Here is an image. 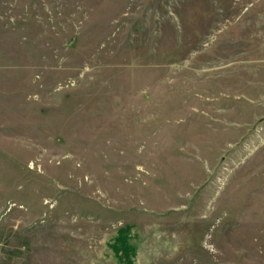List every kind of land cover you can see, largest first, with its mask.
Masks as SVG:
<instances>
[{
    "label": "rangeland",
    "instance_id": "374dc122",
    "mask_svg": "<svg viewBox=\"0 0 264 264\" xmlns=\"http://www.w3.org/2000/svg\"><path fill=\"white\" fill-rule=\"evenodd\" d=\"M0 264H264V0H0Z\"/></svg>",
    "mask_w": 264,
    "mask_h": 264
}]
</instances>
